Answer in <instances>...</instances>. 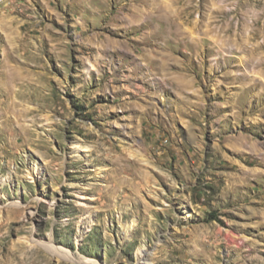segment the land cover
<instances>
[{"label": "rangeland", "instance_id": "1", "mask_svg": "<svg viewBox=\"0 0 264 264\" xmlns=\"http://www.w3.org/2000/svg\"><path fill=\"white\" fill-rule=\"evenodd\" d=\"M162 1L0 0V264H264V0Z\"/></svg>", "mask_w": 264, "mask_h": 264}, {"label": "bare ground", "instance_id": "2", "mask_svg": "<svg viewBox=\"0 0 264 264\" xmlns=\"http://www.w3.org/2000/svg\"><path fill=\"white\" fill-rule=\"evenodd\" d=\"M160 1H162V0H152V2L149 3V5L151 7L150 9H141L137 12L135 17L140 18L144 14L143 15L144 20L139 24V26H138L139 29L147 27L150 24V18L152 16H154V17H158L160 19L161 18L164 19V21L168 27H171L173 29L175 28V34L176 35H183V33H181V31L178 27L180 22H178V17L175 15V10L172 9V3H167V2L164 3V1H162L161 4H162V6H164V9H161L158 7L160 5ZM179 1L182 2V0H179ZM143 2L146 3L145 1H143ZM189 4L190 3H188L187 7L184 10H182L183 17L186 20L187 19L189 20V18L193 15V10L191 8L189 9ZM256 21L257 20H254V23H256ZM79 148H80V144L77 141H74L73 149H74L75 153L76 152L78 153ZM85 150H89L88 145L85 146ZM48 247L50 249L53 248V249H51L53 251H58L57 248H55L54 246L48 245ZM149 257H150V253L147 250H143V251L139 252V260L141 261L140 264H148Z\"/></svg>", "mask_w": 264, "mask_h": 264}, {"label": "built area", "instance_id": "3", "mask_svg": "<svg viewBox=\"0 0 264 264\" xmlns=\"http://www.w3.org/2000/svg\"><path fill=\"white\" fill-rule=\"evenodd\" d=\"M1 4V3H0Z\"/></svg>", "mask_w": 264, "mask_h": 264}]
</instances>
